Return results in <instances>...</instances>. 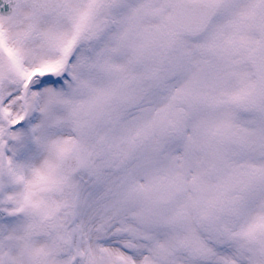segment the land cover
I'll return each mask as SVG.
<instances>
[{
    "label": "snow or ice",
    "instance_id": "obj_1",
    "mask_svg": "<svg viewBox=\"0 0 264 264\" xmlns=\"http://www.w3.org/2000/svg\"><path fill=\"white\" fill-rule=\"evenodd\" d=\"M0 264H264V0H0Z\"/></svg>",
    "mask_w": 264,
    "mask_h": 264
}]
</instances>
